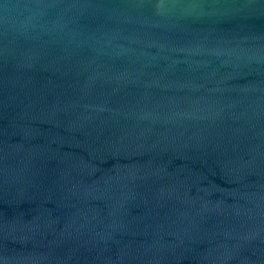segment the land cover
<instances>
[{"label":"water","instance_id":"1","mask_svg":"<svg viewBox=\"0 0 264 264\" xmlns=\"http://www.w3.org/2000/svg\"><path fill=\"white\" fill-rule=\"evenodd\" d=\"M0 264H264V0H0Z\"/></svg>","mask_w":264,"mask_h":264}]
</instances>
